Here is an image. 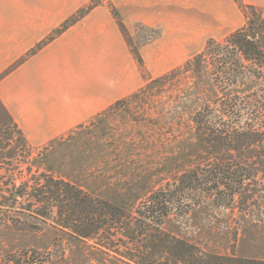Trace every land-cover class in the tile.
Instances as JSON below:
<instances>
[{"label": "trees", "instance_id": "1", "mask_svg": "<svg viewBox=\"0 0 264 264\" xmlns=\"http://www.w3.org/2000/svg\"><path fill=\"white\" fill-rule=\"evenodd\" d=\"M237 1L247 14L244 26L222 40L209 38L182 65L147 77L136 91L76 126L79 131H104L114 115L121 113L128 120L137 104L150 115L146 109L155 103V114L165 126L158 127L154 154L144 153L141 167L128 162L115 171L121 184L117 196L41 171L38 164L34 179L24 180L25 173L33 172L32 166H22L31 145L0 97V161L18 156L20 160L9 169L6 189L1 182L0 195L6 190L15 199L28 197V209L51 221L63 242L92 241L119 252L126 264H264L261 257L208 252L167 226L171 218L186 216L206 203L232 208L237 203L245 219L253 208H264V12ZM96 4L66 19L0 78ZM113 13L142 66L143 58L114 7ZM143 123L148 131L143 141L150 144L147 134L152 128L146 118ZM46 252L47 257L37 249H14L1 264H45L51 258Z\"/></svg>", "mask_w": 264, "mask_h": 264}, {"label": "rangeland", "instance_id": "2", "mask_svg": "<svg viewBox=\"0 0 264 264\" xmlns=\"http://www.w3.org/2000/svg\"><path fill=\"white\" fill-rule=\"evenodd\" d=\"M82 1L85 3L73 15L98 2L83 17L106 20L112 16L115 19L111 23L113 27L119 24L113 7L118 12L127 27L133 47L138 49L143 58L141 66L125 38L128 60L137 66L141 85L147 77L159 76L182 65L202 50L209 38L222 40L247 23V14L237 0ZM241 2L253 4L264 12V2L260 0ZM97 6L99 9L94 11ZM155 109L153 102L146 109L150 115H145L144 108L137 104L132 107L133 116L130 119L118 113L108 120L104 131L98 127L79 131L74 127L47 141H29L30 156L22 166H32L33 172L25 173L23 179L33 180L38 164L41 165V171L80 184L88 183L99 194L105 195L110 190L112 195L117 196L116 189L119 191L121 184L115 171L122 169V165L128 162L141 167L142 155L154 154L155 141L160 134L158 127L163 124L158 120ZM145 118L152 128L147 134L150 144L143 141V133L148 132L146 123H143ZM145 147L152 152H145ZM19 161V156L18 159L0 161V184L2 182L5 189L11 182L9 169ZM237 205L235 208L215 207L206 203L186 216L171 218L167 226L180 237L197 243L208 252L264 258V208H253L252 216L245 219ZM28 207V197L15 199L6 190L0 195V264L14 249H37L45 257L48 251L51 258L45 264H126L119 252L109 251L92 241L72 245L63 242L61 232L55 231L51 221L46 222L43 217H37ZM23 208H26L24 213L21 212Z\"/></svg>", "mask_w": 264, "mask_h": 264}, {"label": "crops", "instance_id": "3", "mask_svg": "<svg viewBox=\"0 0 264 264\" xmlns=\"http://www.w3.org/2000/svg\"><path fill=\"white\" fill-rule=\"evenodd\" d=\"M84 3L0 0V75ZM113 19L83 17L0 78V97L29 141L59 137L143 85Z\"/></svg>", "mask_w": 264, "mask_h": 264}, {"label": "water", "instance_id": "4", "mask_svg": "<svg viewBox=\"0 0 264 264\" xmlns=\"http://www.w3.org/2000/svg\"><path fill=\"white\" fill-rule=\"evenodd\" d=\"M252 37H255V33L252 34Z\"/></svg>", "mask_w": 264, "mask_h": 264}]
</instances>
